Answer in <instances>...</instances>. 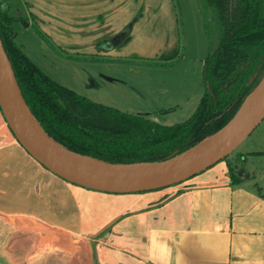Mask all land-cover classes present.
Here are the masks:
<instances>
[{
	"label": "crops",
	"instance_id": "obj_1",
	"mask_svg": "<svg viewBox=\"0 0 264 264\" xmlns=\"http://www.w3.org/2000/svg\"><path fill=\"white\" fill-rule=\"evenodd\" d=\"M26 1L32 15L57 18L74 30L89 25L97 40L125 24L113 22L126 0ZM256 153L245 161L260 158V167H244V174L221 161L185 182L140 194L89 190L55 174L49 194L38 185L37 167L26 178L21 170L0 174V264H264V151ZM33 217L67 237L53 232L46 247L13 223Z\"/></svg>",
	"mask_w": 264,
	"mask_h": 264
},
{
	"label": "rangeland",
	"instance_id": "obj_2",
	"mask_svg": "<svg viewBox=\"0 0 264 264\" xmlns=\"http://www.w3.org/2000/svg\"><path fill=\"white\" fill-rule=\"evenodd\" d=\"M10 2L16 8L14 13L20 16L12 26L17 34V45L60 84L96 103L126 113L144 114L161 125L183 122L197 109L206 89L205 60L218 41V33L208 39L197 0H126L122 5L124 9L113 22L117 28L125 24L115 33L116 37L120 35L119 39L115 38L114 46L108 49L107 38L94 39L88 31L89 25L75 26L80 29L74 30V27L69 28V23L57 18L54 22L45 19L46 23L44 15H30L31 7L26 0ZM103 22H98L100 28L104 27ZM126 31L127 34L121 36ZM86 36H89L87 42ZM177 51L178 56L175 55ZM161 57L173 58L174 64H152V59ZM258 151H264V120L224 161H231L244 174V167H260L261 159L255 158ZM249 153L256 154L246 162ZM0 155V174L14 175L21 170L26 178L34 173L32 168L37 167L40 189L42 184L47 187L43 192H52L54 186L49 185L50 178L55 179V175L44 170L19 143L1 110ZM35 208L42 209L39 204ZM25 211L23 215L34 216ZM13 223L32 230L35 238L32 237L44 239L46 247L53 241V232L55 238L67 237L63 230L53 229V223H40L35 217Z\"/></svg>",
	"mask_w": 264,
	"mask_h": 264
},
{
	"label": "trees",
	"instance_id": "obj_3",
	"mask_svg": "<svg viewBox=\"0 0 264 264\" xmlns=\"http://www.w3.org/2000/svg\"><path fill=\"white\" fill-rule=\"evenodd\" d=\"M197 2L208 39L218 33V41L205 60L206 89L197 109L189 119L167 126L96 103L52 79L17 45L12 26L20 16L10 0H0V39L41 128L72 152L107 163L137 164L165 161L225 127L264 76V0ZM173 61L161 57L152 64Z\"/></svg>",
	"mask_w": 264,
	"mask_h": 264
},
{
	"label": "water",
	"instance_id": "obj_4",
	"mask_svg": "<svg viewBox=\"0 0 264 264\" xmlns=\"http://www.w3.org/2000/svg\"><path fill=\"white\" fill-rule=\"evenodd\" d=\"M125 34H127V31L123 32L121 36ZM4 60L9 65L12 71L13 78L15 80L19 94L25 104L27 113L33 118L34 116L29 110L27 103L22 95L16 77L13 73L10 61L3 47V43L0 39V109L10 130L15 135L19 143L25 148V150L44 168L69 183L89 190L112 194H135L151 192L180 184L205 172L206 170L212 168L213 166L227 158L255 131V129L264 120L263 76L259 84L246 98L232 120L221 130L204 139L194 147L162 162L137 164H113L105 162L110 165L145 166V168L143 169L135 170L132 172L91 173L81 171L59 161L34 138L29 127L27 126L26 122L24 121L23 117L20 115L14 104L10 92L8 75L4 65ZM106 80L112 81V79L109 78H106ZM91 85L93 87L96 86L93 83ZM253 95L255 98L252 104L245 112V114L241 116L245 102ZM34 120L36 121L35 118ZM42 131L50 139H52L43 129ZM209 139H212L210 144H208L198 153L183 160H177L181 159L184 154ZM53 141L57 143L55 140ZM57 144L60 145L59 143ZM60 146L65 150H68L62 145ZM68 151L72 152L70 150ZM78 155L85 156L81 154Z\"/></svg>",
	"mask_w": 264,
	"mask_h": 264
},
{
	"label": "bare ground",
	"instance_id": "obj_5",
	"mask_svg": "<svg viewBox=\"0 0 264 264\" xmlns=\"http://www.w3.org/2000/svg\"><path fill=\"white\" fill-rule=\"evenodd\" d=\"M4 65L7 71L8 75V81L10 86V92L14 101V104L20 113V115L23 117L24 121L26 122L27 126L29 127L32 135L34 138L47 150L49 151L55 158H57L62 163L71 166L73 168H76L81 171L91 172V173H126V172H132L135 170H140L145 168L143 165H133V166H122V165H110L105 162H101L95 159H92L90 157L86 156H80L78 154L69 152L68 150H65L60 145L55 143L52 139H50L40 128V126L37 124V122L34 120L33 117H31L26 110L25 104L19 94L18 88L16 86L15 80L12 75V71L9 67V65L4 60ZM254 95L247 99V101L244 104L243 107V114L249 109L250 105L252 104L254 100ZM241 118V117H240ZM212 139H209L205 142H203L201 145L197 146L196 148L190 150L186 154H184L181 159L177 160H183L185 158H188L199 151H201L203 148H205Z\"/></svg>",
	"mask_w": 264,
	"mask_h": 264
},
{
	"label": "flooded vegetation",
	"instance_id": "obj_6",
	"mask_svg": "<svg viewBox=\"0 0 264 264\" xmlns=\"http://www.w3.org/2000/svg\"><path fill=\"white\" fill-rule=\"evenodd\" d=\"M31 16H32V13L30 14ZM34 16V15H33ZM119 37H120V35H118L117 37L115 36V34L114 35H111V36H107V37H104V38H100V39H98V41H100V40H102V39H105L106 40V38H107V40H108V42H105L106 43V46H107V48H106V46H104V48H106V49H108V47L110 46V47H112V46H114V44H115V38H118L119 39ZM97 41V42H98ZM113 41V42H112ZM102 43V42H101ZM105 43H102V44H105ZM101 44V45H102Z\"/></svg>",
	"mask_w": 264,
	"mask_h": 264
}]
</instances>
